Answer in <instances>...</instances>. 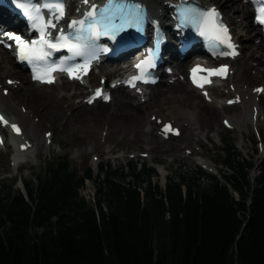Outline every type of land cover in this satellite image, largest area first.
<instances>
[{
  "label": "trees",
  "instance_id": "1",
  "mask_svg": "<svg viewBox=\"0 0 264 264\" xmlns=\"http://www.w3.org/2000/svg\"><path fill=\"white\" fill-rule=\"evenodd\" d=\"M223 143V181L196 168L161 189L154 167L130 165L123 183L101 164L93 204L79 193L90 167L44 162L25 193L0 190V264H264V158L251 184L253 162Z\"/></svg>",
  "mask_w": 264,
  "mask_h": 264
},
{
  "label": "rangeland",
  "instance_id": "2",
  "mask_svg": "<svg viewBox=\"0 0 264 264\" xmlns=\"http://www.w3.org/2000/svg\"><path fill=\"white\" fill-rule=\"evenodd\" d=\"M235 3L247 4L240 0H236ZM232 12L233 10L229 14ZM234 15L236 20L241 18L239 11L235 12ZM248 20H250V17H248ZM254 27L258 28L255 25ZM249 30L252 32L251 28ZM247 43L252 45L250 51H253L256 44H263V40L259 41L258 38L253 37ZM248 50L244 48L242 54L230 61V65L231 67H243V80L253 91H256L257 85L263 88L261 92L257 91L259 95L256 99L259 100L261 109L256 116V122L254 123V120H251L253 118H251L250 114L246 116L247 120L237 122L234 116L242 112L244 105L239 101H236L233 105L226 104V98L232 97L229 85L231 76L221 83H215L214 86L209 88V91L210 97L215 101L217 107L216 111L210 114L216 123V128L210 132L204 129V133H200V128L197 127V124L195 122L192 123V129L195 132L194 141H196V146L199 150L197 156L191 155L185 148L187 144L182 130L181 135L177 137L163 138V136H160L158 138L155 135V129L151 130L150 127L145 126V121H155L156 118L150 115L155 109L159 108L160 111L165 112L166 107L175 104L170 101L165 103L163 97L169 96L172 90H177L178 88L183 90L180 95H185L188 99L187 102L182 101L180 103L182 107L193 111L198 108L206 110L211 106L210 101H206L201 93L187 84L185 79L182 80L184 83L182 87L176 85L166 88V84H164L168 79L166 77V79L163 78V82L159 83V85L145 88L149 91L159 92L160 95L155 100L151 98V100L146 101L143 104L142 113L138 117L133 118L129 117L127 113L116 111L118 102L124 98L123 94L126 93L122 87L113 90V97L110 103L105 104L101 101H96L92 105L85 103V98L89 92L88 85L99 84L101 76L98 74L95 82H88L87 80L85 84L80 85L63 81L55 83L53 86H39L38 89L32 88L26 78L27 74L22 70L21 73L26 79L23 86L13 89L12 100L33 115L40 112L45 113V118L42 119L38 130L41 142L35 148L33 146L28 148L26 152L28 154L24 156L23 159L25 161L23 163L13 166L11 158L17 145L12 141L14 139L10 141L9 137L5 135L4 141L0 144V190L9 186L12 189L24 190L23 180L35 181V177L40 173L44 162L54 163L58 157L67 160L71 168H75L79 174L87 167L91 168L94 179L86 180L84 187L79 190V193L92 204L97 195V183L103 177V173L98 175L101 164L105 167L106 172L113 170L124 172L126 174L125 179H121L118 174L111 176L115 179H120L123 183L133 181L130 165L136 164L137 168H141L140 163H143L146 167H154L156 175L151 176V182L158 184L161 189L169 176L176 180L182 175L188 177L194 174L196 168L203 170L205 175H214L223 181L220 174L230 171L227 170L222 161L226 154L225 144L223 143L225 140L234 144V151L241 155V158L254 163L255 166L249 172V180L253 184L259 174L257 166L264 157V82L255 76L254 70L250 67V65H256V61L252 57L247 58ZM261 51L264 53V48ZM246 52L247 54L245 55ZM1 53L8 54L10 52L0 48ZM188 59L187 57L184 61ZM188 65L189 63L185 64L186 70ZM258 67L264 68V64H258ZM99 69L100 67L95 69L90 76L98 73ZM185 73H183L184 76ZM7 76H0L1 85L5 86H2V89L9 88L8 80L12 79V77ZM64 93H73L71 101L74 106H72L71 110H64L61 116H55L50 109V96L60 97ZM106 108L114 110V118L108 119L104 113L101 116H96L95 111H101ZM7 114L11 115L10 112H7ZM226 118L229 120L232 118L233 120L230 128H226L222 123V120ZM168 120L171 121V119ZM162 122L163 120H160L159 123L156 122L157 126ZM173 124L176 123L173 122ZM107 127L108 129L106 130ZM131 130L141 131L143 134H135ZM99 131H104L105 134L101 144H97L96 141ZM195 157H200L215 168L216 171L206 170L195 161ZM205 175L199 176V185L201 187H206L210 183V179ZM144 186H146L145 183L142 188ZM234 194L238 197L236 193Z\"/></svg>",
  "mask_w": 264,
  "mask_h": 264
},
{
  "label": "bare ground",
  "instance_id": "3",
  "mask_svg": "<svg viewBox=\"0 0 264 264\" xmlns=\"http://www.w3.org/2000/svg\"><path fill=\"white\" fill-rule=\"evenodd\" d=\"M78 1V0H76ZM143 3L147 5L148 11L150 15L158 20H161L163 24V28L167 29L164 25V20L168 16V13L171 10V7L169 6L168 1L166 0H140ZM175 2H178V0H174ZM199 4L206 5V6H212L215 9H219L224 14V19L229 22L231 32L233 34V40L235 43V49L238 50V54L243 53V49L247 48L248 51V57L247 58H254L256 61V65H250L252 70H254L255 76L262 80L264 82V68H259L258 64H264V53L261 51L264 48V42L258 43L255 46V49L253 51H250L252 48V45L248 44L247 41L251 40L253 37L258 38L259 41L262 40V34L261 30L254 27V22L252 20V10L251 7L248 6V4H236V0H197ZM241 2L243 0H240ZM80 3L83 4L82 0H80ZM235 3V5H233ZM233 10L232 13L229 14V12ZM239 11L241 18L239 20H236L235 12ZM239 16V15H237ZM248 17H250V20H248ZM232 25V27H231ZM1 27H9L5 23L3 19L0 18V28ZM252 29V32L249 29ZM6 30V29H4ZM7 30H12V28H9ZM264 41V40H263ZM168 54L169 57V51H165ZM247 52L245 53V55ZM178 61L174 64V68L167 74H165L169 79L170 82H164L166 84V88L172 87V86H184V83L182 80H186L187 77L186 73L187 70L185 69V64L188 62H191V60H186V56H184L183 59H180L178 57V54H176ZM246 57V56H245ZM129 58V57H128ZM172 57L169 58L171 60ZM129 59H126L125 64L122 65H116V64H109L105 63L103 65V68L100 67L98 70V73L88 77V82H95L97 80V76L100 75L101 77H105L106 81H111V76H119L122 79H124L125 74L129 71L130 65L127 64ZM169 66V63H166ZM173 64V62L171 63ZM23 69L18 66L15 62V59L12 57L10 53L0 54V76L8 75L7 77H12V83H10L8 91L6 93L3 92L2 83L0 82V109L4 112V114L11 119L12 122H17L20 124L22 130L19 135H16V149L15 153L13 154L11 158V163L13 166H18L20 163H23L25 160L23 159L24 156H26L28 153L27 150L29 147L33 146L34 148L38 145L39 142H41V138L39 136V127L41 125L42 119L45 118V113H35L34 115L30 112H27L23 107L19 106L18 103L13 102L12 100V91L15 89V87L23 86L24 81L27 78L28 82H30V85L32 88H38L39 86H47V85H39L29 80L28 76L25 78L23 77L21 71ZM160 74H163L164 68H160ZM184 72L185 76H184ZM91 71L89 72V74ZM98 74V75H97ZM11 75V76H9ZM229 75L231 76V80L229 82L230 85V93L232 97L239 98V101L244 105V108L242 112L239 114H235V119L238 121L240 120H247L246 116L250 114L251 120H254V123L256 122V116L258 112L260 111V103L259 100L256 99V97L259 95L257 91H253L252 88L248 86V84L245 83L243 80V67H232L230 70ZM228 75V77H229ZM123 76V77H122ZM227 77V78H228ZM226 78V79H227ZM161 79H159V82ZM74 83V82H73ZM161 83V82H160ZM48 86H53V84H50ZM5 87V86H3ZM66 88V86H64ZM39 89V88H38ZM110 92L112 89H109ZM197 90V89H196ZM171 91V89H170ZM201 92V90H197ZM180 92H183L181 88H178L177 90H172V93L169 96L163 97V101L166 103L168 101L174 102L175 104L169 105L165 108V112H162L158 109H155L150 115L154 116L153 118L163 120V122L157 126L156 119L155 121L147 120L145 121V126H148L151 128V130H156L155 135L159 138L161 136L160 126L168 121V119H171L173 122H175L177 125L180 126L182 132L184 133V139L186 140L187 146L185 147L187 151L190 152L191 155L197 156L199 153L198 147L196 146V141H194V130L192 129V123L195 122L197 124V127L200 128L199 132L204 133V129H206L208 132L214 130L216 128V123L213 120V117L210 115L211 113H214L217 109L215 101L212 99L210 100L211 106L204 110L203 108H198L196 110L190 111L184 107L181 106V102H187V96L180 95ZM179 94V95H177ZM124 98L118 102L117 104V110L120 111V113H127L129 117H138L142 113L143 104L146 103V101L155 100L160 93L155 91H146L145 93L141 94L140 92L133 94L126 92L123 94ZM73 97V93H64L60 97H53L50 96L49 103L51 104L50 109L52 110V113L55 114V116H61L64 112V110L69 109L71 110L72 106H74V103L71 101ZM139 98V99H138ZM144 98L145 100H142ZM230 97L226 98L227 100L230 99ZM134 102V100H136ZM111 101L109 100L108 103ZM65 103V104H64ZM106 104V103H105ZM247 107V109H245ZM7 112H10L11 115L9 116ZM96 116H101L103 113L104 115H107L108 119L114 118V110L110 108H106L104 110L95 111ZM112 117V118H111ZM231 122H233L232 118L230 119ZM109 126V125H108ZM108 127L106 128V130ZM123 129V127H121ZM132 133L135 134H143L141 131L137 130H131ZM99 133V134H98ZM97 133V144H101L105 138L104 131ZM181 135V133L179 134ZM170 136V135H168ZM181 139V138H180ZM183 139V138H182ZM183 139V140H184ZM181 141V140H179ZM25 144L26 149L21 150L20 145ZM28 144V145H27ZM195 161L200 164L203 168H205L208 171L215 172V168H213L210 164L206 163L204 160H202L200 157H195ZM162 173V170H161Z\"/></svg>",
  "mask_w": 264,
  "mask_h": 264
},
{
  "label": "snow or ice",
  "instance_id": "4",
  "mask_svg": "<svg viewBox=\"0 0 264 264\" xmlns=\"http://www.w3.org/2000/svg\"><path fill=\"white\" fill-rule=\"evenodd\" d=\"M88 4L89 0H82ZM23 14L29 20V27L39 33L38 39L31 42L25 40L20 35L12 33H2L4 39L15 43L17 56L21 61H27L38 68V74L34 79L44 80L48 77V83H52L51 73L55 70L47 64L48 58L53 51L67 49L71 54L68 59L76 56H83L90 47L95 46V41L101 37H111L115 39L116 35L125 31L128 27H137L138 30L143 23V10L132 0H107L103 8H97L91 5L89 11L83 13L78 20H72L68 23V29L60 28L57 35L53 38L49 29H57L60 21L64 19V0H42L40 4H33L31 0H21L18 3ZM47 12L48 20L45 22L44 13ZM256 20L264 25V7L258 9ZM180 27L191 26L195 28L201 36H206L214 42L217 47L222 46L224 51L219 54L225 56L237 55L235 45L231 42L228 29L219 23V13L215 8L205 11H199L196 8H185L180 14ZM4 40L0 39V43ZM11 47V44L8 45ZM150 67H154L150 61ZM141 70V74L134 79H144L148 75V70L144 68L143 63L136 65ZM227 65H221L218 68L204 69L200 66L192 69L193 83L203 88L205 84L210 83V77H224L227 73ZM82 69L80 67L67 69L70 76H76ZM86 71V68L83 69ZM198 72H204L207 75L197 76ZM9 83H12L9 81ZM256 91H261L257 89ZM101 90H97L96 97L101 96ZM107 99V96H104ZM3 120V117H0ZM5 124L8 122L3 120ZM13 129L19 133L20 129L12 125ZM168 131L169 128L164 129Z\"/></svg>",
  "mask_w": 264,
  "mask_h": 264
}]
</instances>
